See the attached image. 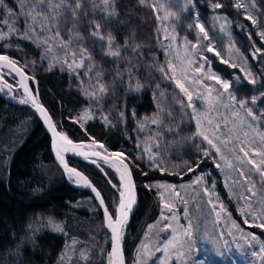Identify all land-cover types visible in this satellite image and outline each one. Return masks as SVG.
<instances>
[{"label": "trees", "instance_id": "16d2710c", "mask_svg": "<svg viewBox=\"0 0 264 264\" xmlns=\"http://www.w3.org/2000/svg\"><path fill=\"white\" fill-rule=\"evenodd\" d=\"M249 1L256 7L251 12H247L245 7H236L237 3L242 4L241 0H192L191 4H187L186 0H175L172 13L175 14L174 23L180 35L193 39L192 30L199 22L205 26L210 39L220 44L212 46L219 56L205 50L203 55L221 79L229 82L231 93L237 100L247 99L248 106H251V98L257 97L252 110L264 134V97L261 96L264 93V39L259 35L264 32V0ZM214 3L223 7L214 9ZM4 4L13 13L18 11L14 0H4ZM85 5L76 18L75 27L73 17L65 11L59 18L58 28L64 43L69 42L72 33H79L82 37L72 40L69 45L75 52L77 48H86L91 55L93 69L87 79L100 80L105 88L102 99L89 104L73 88L72 73L57 67L49 68L43 63L36 69L27 66L26 72L36 80L40 100L59 132L71 141H96L110 153L125 154L138 192L137 209L124 241L126 264H132L135 243L140 235L142 237V230L146 224H158L154 215L155 198L145 185L155 181L176 183L179 177L190 181V168L196 166L199 169L193 174L197 176L202 174L203 169L211 171L214 165L210 164L209 157L204 159L197 150L195 127L191 121L180 118L175 97L164 95L163 89L168 86L162 82L152 59L160 43L157 15L149 6L152 0H146L145 4H141L140 0H115V14H105V17L95 15ZM248 16L253 17L256 23L247 19ZM2 18L0 13V20ZM210 18L225 21L224 30L210 31ZM94 20L101 24L102 34L107 36L111 33L115 38V45L121 52L119 57L106 55V42L91 35ZM223 35L225 41L221 38ZM228 38L233 42L232 48L226 41ZM9 47L0 44V55L18 58L19 52H22L32 66V59L38 61L40 57L39 50L22 38L12 39ZM228 49L232 51L231 55ZM22 63L18 61L21 66ZM252 80L255 83H251ZM138 85L143 88L139 89ZM155 100H163L166 107L169 106L170 117L174 118L163 126L161 144L169 148L177 163L162 172L148 169L135 154L139 137H136L137 123L132 114L139 117L152 113ZM87 107L95 108L93 114L96 118L82 125L79 117ZM107 120L114 126L105 125ZM68 162L93 182L112 215L115 214L117 195L99 171L86 162ZM103 169L108 180L118 187L115 174L105 166ZM214 175L215 190L226 205H230L228 209L233 211V204L226 199L222 179L218 173ZM231 215L241 222L235 213ZM36 220H51L60 225L62 231L53 227L29 231L28 228ZM252 231L264 239V233ZM70 236H77L83 243H86L85 239L88 243L89 254L82 264H106L110 237L93 198L89 193L77 191L67 184L51 158L49 139L35 115L28 108L10 104L0 97V264H62L60 256L68 241L66 238Z\"/></svg>", "mask_w": 264, "mask_h": 264}, {"label": "rangeland", "instance_id": "374dc122", "mask_svg": "<svg viewBox=\"0 0 264 264\" xmlns=\"http://www.w3.org/2000/svg\"><path fill=\"white\" fill-rule=\"evenodd\" d=\"M14 1L16 7H18L16 13L19 14L22 11L21 0ZM174 1L152 0V5H155V13L157 17H160L158 19L160 43L156 49L157 54L153 53L152 59L156 63V70L161 74L162 82L168 86L167 89H163L164 95L169 94L175 97L174 100L181 112L180 118L186 122L191 121L195 127L197 150L203 154V158L209 157L210 164L214 166L211 167V171L206 168L203 169L201 175L194 176V172L199 170L195 166L189 172L191 174L190 181L178 176V182L176 183L169 184L155 181L145 185L146 190L153 192L156 205L154 215L158 224L157 222L146 224L145 229L142 230V237L140 235L139 241L135 243L136 248L133 251L132 264H264V254L252 255L253 251L259 252L260 244L264 243V239L252 231L254 229L264 233V229L255 226L262 222L261 213H264V176L252 164L248 163L251 159L259 164L261 156L258 153L264 152V134L259 128L258 118L255 116L256 119H253L252 116L247 115L246 109L241 108L239 104L229 99V96L233 95L230 88L225 91L216 80L208 78L212 75H219L205 61L203 47L206 44L208 46V42L211 43V46L220 44L218 42L214 43L212 39L210 41L202 39L203 34L196 27L192 30L193 33L191 31L193 39L188 38L186 35H180L176 28L177 24L174 23L176 17L170 15ZM54 2H58V0H54ZM241 2L247 12H251V9L254 10L255 6L252 1L241 0ZM83 4H86V8H90L99 17H105V14L108 15L102 0H83ZM93 4L96 6L94 7ZM30 5L31 0H29ZM6 10L7 8L0 7V13L3 16L0 20V32L4 33L9 32L7 25L3 23ZM166 15H168V19H164ZM60 17H58V20ZM30 24L29 18L19 15L15 19V27L18 31L9 33L4 39H0V44H3V47L10 48L12 39L22 38L39 50L40 57L38 61L32 59V66L22 52H19L18 58L6 56L17 63L19 60L22 61L21 67L24 70L28 69L27 66H31L30 69H36L44 63L49 68L57 67L71 72L74 79L73 88L89 104L101 100L104 92L100 91V80H97V78L93 81L87 79L90 74L92 75V61L85 56L83 66L77 67L76 64H79L82 59L80 48H77L76 64L72 63L73 56L71 53L75 50L72 49L71 45H68L66 49L64 45L67 43H64L60 37H54L58 23L42 26L38 20L36 24L32 25L35 32L29 33L31 38H25L24 33ZM224 24L225 21L220 18H210L209 30L214 33L220 32L221 26L224 28ZM173 36L175 39L172 38ZM221 38L224 39L225 36L223 35ZM45 39H48L49 42L45 43ZM226 41L228 45L230 43L232 48V40L228 38ZM73 43H76V41ZM193 44L197 46L193 47ZM227 52L229 55L232 53L229 49ZM201 65H203L202 68ZM161 67L164 68L163 72L160 70ZM198 68L199 71H197ZM5 80L10 85L11 90H3L4 85L0 84L3 93L8 97L12 96L15 99L22 100V95L16 89L17 85L13 78L8 76ZM177 81L188 89L192 95L191 102L184 92L177 87ZM141 88L143 87L139 85V89ZM155 101L156 106L152 113L141 114L139 117L132 114L137 123L136 137H139L136 142L135 154L145 167L162 172L167 167L171 168L177 163L173 155L171 156L169 153V148L166 149L161 144L163 126L165 122L173 121L174 118L173 116L170 117L172 114L169 115V106L166 107L163 100ZM190 103L193 107L189 106ZM247 107L252 109V104L251 106L247 105ZM90 109V107H87L79 117V123H82V125L96 118V115L93 114L95 108ZM233 113H238V115H233ZM154 119L157 120L155 124L152 123ZM197 121L200 122L199 130ZM105 125H108V127L114 126L108 120ZM172 127L174 128V126ZM198 131H202L204 135H198ZM205 136L211 139L216 147L209 144L208 140L204 138ZM98 145L101 144L98 143ZM97 148L102 151L100 146H97ZM217 148H219V152H217ZM245 153H247V156ZM120 154L123 158H126L124 153ZM229 163L231 166H229ZM260 167L264 170V165ZM101 168L103 169V166ZM105 168L115 174L119 184L118 187H114V184H112V190L117 195V202L114 206L116 213V206L120 199L119 193L123 191L122 182L112 168L109 166H105ZM103 171L107 176L104 169ZM215 173H218L222 179L223 187L227 193L226 199L228 198L233 204V211L228 209L230 205H226L215 190ZM158 185L164 187H158ZM205 189H207V192ZM166 205L172 206L171 211ZM221 206H223V211H221ZM241 208L245 210L243 215L240 212ZM231 213H235L241 222L237 218H233ZM249 213L255 215L256 219H253ZM173 215H175V219L170 218ZM162 217H169V219H163ZM245 219L249 223L245 224ZM233 221L239 225V228L233 226ZM50 222L51 220H36L28 230L52 228ZM189 225H191L190 229ZM184 229L191 231L190 238L183 234ZM248 233L255 234L258 241H253L252 237L247 235ZM173 235L176 237V246L175 248L169 247L165 251L164 245L167 240L173 238ZM66 240L68 241L60 256L62 264H82L89 254L90 248L88 249L86 245L88 244L87 241L84 239L86 243H83L77 236L67 237ZM109 253L106 264H110L111 261ZM180 253H183V255L181 256Z\"/></svg>", "mask_w": 264, "mask_h": 264}, {"label": "snow or ice", "instance_id": "6c2138e0", "mask_svg": "<svg viewBox=\"0 0 264 264\" xmlns=\"http://www.w3.org/2000/svg\"><path fill=\"white\" fill-rule=\"evenodd\" d=\"M146 0H140L141 4H145ZM187 4H191L192 0H186ZM102 4L105 6V10L108 12L109 15H114L115 14V9L113 7L114 5V0H102ZM93 6L95 7L96 5L93 4ZM150 7H153L155 9V5H149ZM0 7L6 8V5L4 4V0H0ZM84 4H83V0H58V2H54V0H31V5L29 6V0H21V13L17 14V13H13L11 9H7L6 10V16L3 20V23L5 25H7L9 32L8 33H4V32H0V39H4L5 36H7L9 33H16L18 30L15 27V19L18 18L19 15H24L26 18H29L31 21V24L29 25V27L26 29L25 33H24V37L25 38H31L29 33L31 32H35V28L32 27V25L36 24L39 20V23L44 26L45 24L48 25H54L59 23L58 17L64 15L65 11H67L68 13L71 14V16L73 17V26L75 27V24L78 22L76 20V18L78 17V15H80L82 13ZM212 7L214 9H218L223 7L222 4L220 3H214L212 5ZM237 8L240 7H244L243 4L237 3L236 5ZM170 15H175L173 13H170ZM157 19H160V17H157ZM164 19H168V15H166L164 17ZM247 19L251 20L253 24L256 23V20L251 17L248 16ZM9 21H11V23H9ZM27 23V20H26ZM94 24V28L91 32V35L100 40V41H104L106 42V46L108 48V51L105 53L106 55H110L113 57H119L121 55V52L119 50L118 46H115V38L112 36L111 33H108L107 36H105L104 34H102L101 32V24L97 21H93ZM195 27L199 29V32L203 34L202 39L204 40H209L210 41V37L208 35V31L206 30L205 26L203 24H200L199 22H197L195 24ZM49 30H51L49 28ZM223 26H221V31H223ZM259 35L261 36L262 39H264V32H260ZM54 37H60V30L59 28L56 29L55 33H54ZM173 39H175V37H172ZM82 39V37L79 35V33H72L70 35V39L69 42L67 44L64 45V47L67 49L68 45L72 42V40H80ZM45 43H48L49 40L45 39L44 41ZM127 47V44L125 45ZM193 47H196L197 45L193 44ZM51 50V49H49ZM207 52H215V54L217 56H219V52H216L215 49L211 46V43H209L208 46H206V48L204 49ZM256 51H260V49H257ZM81 52V62L79 64H76V60H75V56H76V52H72L71 55L73 56V64H76L77 67H82L83 66V58L86 56L87 59L91 60V55L87 53V49L86 48H81L80 49ZM205 61L207 62V58H204ZM0 62H4V66H7L9 68L15 69L16 71H19V69H16L15 66V62L13 60H11L8 56L6 55H0ZM223 63H227V61H223ZM65 63H67V61H65ZM71 67V65H69ZM233 67H235V65H232ZM203 67V65H201V68ZM162 72L164 71V68L161 67L160 69ZM200 69L198 68L197 71H199ZM209 71H211V69H209ZM209 79H214L216 80V82L218 84H220L222 86V88L227 91L230 88V84L228 81L226 80H222L219 76L216 75H212L208 77ZM199 82V81H197ZM251 83H255L254 80L250 81ZM139 87V85L137 86ZM177 87L181 89L182 92H184V94L188 97V100L191 102L192 101V95L189 93L188 89L184 87V85L182 83H180L179 81H177ZM25 90L27 91V87L25 85ZM100 91L104 92L105 88L103 85L100 86ZM218 96L220 95L219 93L217 94ZM262 97H264V93L261 94ZM230 100L235 101L237 104H239V106L241 108L246 109L247 115L252 116L253 119H256V117L253 115V110L251 108H248L247 105L249 103V101L247 99H241V100H237L236 97L234 95H230L229 96ZM257 101V97L253 96L251 98V103L255 104ZM21 103H28V100H21ZM33 106L37 108V110L41 113V115L44 117L45 119V123H47L50 127V129L53 132L54 137H59L61 141H63L66 145H72V141L69 140L66 136H64L63 134L57 132L55 130V126L51 124V118L47 115L46 111L40 106L38 105L35 100L32 101ZM190 107H193V105L190 103L189 104ZM121 115H123V113H121ZM133 115H135L133 113ZM233 115H238V113H233ZM152 123H157V120H153ZM209 123H211V121H209ZM197 128L199 130L200 128V122L197 121ZM198 135L203 136V132L202 131H198L197 133ZM205 139L208 140L209 144H212L213 147H216L211 139H208L207 136L204 137ZM96 144V141H93V145ZM54 147H55V143H54ZM73 147H77L75 145H73ZM101 148H103L104 146L101 144L100 145ZM65 150H67V148H65ZM243 151V149H241ZM217 152H219V148H217ZM85 155V159L88 158L87 154ZM92 155L94 156H99L100 153L99 152H93ZM113 155L119 157L121 156L120 153H114ZM245 155L247 156V153H245ZM258 155L261 156V160L259 161V164H257L256 161L254 160H249L248 163L252 164L254 168L257 169V171L261 172V175L264 176V170L261 169V165H264V152L258 153ZM58 158L61 159V162H63V158L61 156H59L58 153ZM223 158V157H222ZM93 163H95V161H93ZM227 163V161H226ZM119 167L116 168V170L118 172H120V180L124 186V188L127 191V198H126V192L125 191H121L119 193L120 199H119V203L116 206V213L113 214L115 216V219L113 218V215H109L108 210L105 209V216H106V220H107V227L111 230V244H112V251L111 253H109V256L111 258L110 264H124V260H123V255H122V251H121V240H122V229L126 223L127 220V216L128 213L131 211V207L132 204L134 203V196L132 195V184H131V173L128 171V167L126 164L123 163V161H119ZM65 169L70 173V174H75L76 178H77V183H80L81 181L84 182L85 186H91L90 182L87 180L86 177L82 176L81 173H79L76 169L74 168H68L67 165L65 164ZM115 166V165H114ZM229 166H231V164L229 163ZM192 169L190 168L189 171H191ZM115 187V185H114ZM158 187H164L163 185H158ZM92 191L96 194L97 198H100L101 194L99 191H97L94 187L92 188ZM205 191L207 192V189H205ZM100 204L103 205L104 201L101 198L100 199ZM166 207L169 208V210L171 211V205H166ZM223 206H221V211H223ZM244 208L240 209L241 214H244ZM217 215H219V213H217ZM249 215L252 216L253 219H256L255 215L249 213ZM163 219H169V217H162ZM171 219H175V215H173L172 217H170ZM261 219L262 222L259 224H256V227H259L261 229H264V213H261ZM245 224L249 223V221L247 219H245L244 221ZM51 226L57 230V231H62V228L60 225L55 224L50 222ZM233 226L239 228V225L236 224L235 221H233ZM168 227H170V225H168ZM191 225H189V229H190ZM189 229H184L183 234L187 237H191V231ZM175 232V230H173ZM241 231H243L241 229ZM247 235L252 237L253 241H258V237L253 234V233H248ZM176 246V237L175 235H173L172 239L167 240V242L164 245V250L167 251V249L169 247H173L175 248ZM146 247V246H145ZM159 250V249H158ZM258 254H264V243L260 244V248H259V252L253 251L252 255L256 256ZM83 255V254H82ZM180 255L182 256L183 253H180Z\"/></svg>", "mask_w": 264, "mask_h": 264}, {"label": "water", "instance_id": "95a60500", "mask_svg": "<svg viewBox=\"0 0 264 264\" xmlns=\"http://www.w3.org/2000/svg\"><path fill=\"white\" fill-rule=\"evenodd\" d=\"M14 62H15L16 69H19V71H16L15 69L4 66V62H0V84L10 86L8 84V82L5 80V78H8V76L12 77L15 84L17 85L16 89L19 90L21 95H22V100H28V103H21V102L19 103L17 101H13L11 98L6 96L2 92H0V97L4 101H6L10 104L28 108L35 115L36 119L39 121L42 129L44 130L45 134L47 135V137L49 139V151L51 154V158H52L54 164L62 172L67 184L71 188H73L77 191H84V192L89 193L90 196L93 198L94 202L96 203L98 209L100 210V213L102 216V221H103V227L110 237V246H109V252L110 253L112 251V244H111V235L112 234H111V230L107 227L105 209L108 210L109 215H112V213L109 210L102 194L100 193L101 194L100 198H97L96 194L92 191L93 187L97 191H99L98 188L93 184V182H91L90 179L85 174H83L80 170L71 166L68 161L69 160L82 161V162H86L88 164H91L92 166H94L99 171V173L108 182V184L110 185V187L112 189H113V185L108 180V178L105 175L101 166H109L110 168L113 165L120 166L119 161H121V160L123 161L124 164L127 165L128 171L131 173L132 195L134 196V203L132 204L131 211L128 213L126 223L122 229L123 235H122V240H121V251H122V255H123L124 264H126V257H125V253H124V241H125V236H126V232H127L130 220L133 217V215L137 209V204H138L137 186L135 184L133 173H132L130 165L128 164V162L126 161L125 158H123L122 156L117 157V156L113 155L114 153L108 152L104 147L101 149L102 151L98 150L97 146H100V145H98V143L93 145V142H90V141H88V142L87 141H80V142L72 141V145H66L63 141L60 140L59 137H54L53 132L50 129L49 125L47 123H45L44 117L37 110V108L33 106V103H32V101L35 100V102L38 105H40L46 111L47 115L51 118V124L55 126V123H54L50 113L48 112L47 108L42 104V102L40 100L39 93L37 90L36 80L30 74H28L26 72V70H24L21 67V65H19L16 61H14ZM25 85L27 87V91L25 90ZM55 130L57 132H59L57 130L56 126H55ZM59 133H61V132H59ZM61 134H63V133H61ZM63 135L66 136L65 134H63ZM54 143H55V147H54ZM73 145H75L77 147H73ZM89 146L97 148V150H91V149H89ZM65 148H67V150H65ZM93 152H99L100 155L94 156V155H92ZM58 153H59V156H61L63 158V162H61V159L58 158ZM84 154H87V156H88L87 159H85ZM93 161H95V163H93ZM65 164L67 165L68 168H74L79 173H81L82 176L86 177L87 180L90 182L91 186H85L83 181H81L80 183H77V178H76L75 174H70L65 169V166H64ZM101 198L104 201L103 205L100 204ZM113 218L115 219V216H113Z\"/></svg>", "mask_w": 264, "mask_h": 264}, {"label": "bare ground", "instance_id": "6f19581e", "mask_svg": "<svg viewBox=\"0 0 264 264\" xmlns=\"http://www.w3.org/2000/svg\"><path fill=\"white\" fill-rule=\"evenodd\" d=\"M3 90H6V91H10L11 90V88H10V86H7V85H4L3 87ZM3 90L1 89V86H0V92H2L3 93ZM9 98H11L13 101H17V102H19L20 103V101H21V99H15L14 97H12V96H9ZM89 149H91V150H97V148H94V147H92V146H89ZM117 167H119V166H117V165H113L111 168L112 169H114V171H115V173L118 175V177H119V179H120V172H118L117 170H116V168ZM121 181V180H120ZM122 187H123V191H125L126 192V198H127V191H126V189L124 188V186H123V184H122Z\"/></svg>", "mask_w": 264, "mask_h": 264}]
</instances>
